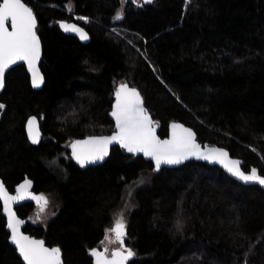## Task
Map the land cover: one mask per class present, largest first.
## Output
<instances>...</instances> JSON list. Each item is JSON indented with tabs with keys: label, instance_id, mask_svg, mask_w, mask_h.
Instances as JSON below:
<instances>
[{
	"label": "trees",
	"instance_id": "trees-1",
	"mask_svg": "<svg viewBox=\"0 0 264 264\" xmlns=\"http://www.w3.org/2000/svg\"><path fill=\"white\" fill-rule=\"evenodd\" d=\"M24 1L37 17L46 82L33 89L24 64L6 76L0 176L11 191L31 178L37 192L59 200L46 226L30 221L33 203L17 207L26 231L59 246L64 264H93L91 251L101 248L127 187L137 183L124 237L133 253L128 264H264V185L195 161L156 171L120 146L103 164L82 168L68 149L72 140L113 132L114 91L128 81L161 136L182 121L202 143L228 148L246 171L264 175V0ZM69 4L91 18L79 22L88 43L58 24L74 20ZM31 114L44 133L38 145L26 132ZM0 264H24L9 242L1 201Z\"/></svg>",
	"mask_w": 264,
	"mask_h": 264
},
{
	"label": "snow or ice",
	"instance_id": "snow-or-ice-1",
	"mask_svg": "<svg viewBox=\"0 0 264 264\" xmlns=\"http://www.w3.org/2000/svg\"><path fill=\"white\" fill-rule=\"evenodd\" d=\"M116 18L120 19L121 17L117 15ZM9 20L12 31H9L6 27V22ZM34 27L35 17L31 9L22 0H2V3H0V88L3 87L5 71L20 60L28 62V66L32 70L33 86L39 87L43 83V76L40 75L36 68L40 47L38 37L33 30ZM62 27L65 31L79 33L81 39L88 38L87 33L75 25L64 24ZM116 95V110L112 115L116 118L119 132L109 137L93 138L82 142L77 141V144L91 146L88 149V154L84 157L74 151L77 160L82 166L96 160H103L108 154L107 146L113 141L121 143L129 152H143L146 156L153 157L157 169L162 163L176 164L190 156L210 159L214 153L217 158H227L228 153L221 149H213L209 154L201 153L200 145L195 142V134L190 129L184 128L183 125H172L174 130H181L179 136L174 131L172 140H159L151 127V118L146 109L143 108L139 93L134 88L129 89L127 85H120V90ZM35 124V118L29 121V133L33 143L38 142L37 135L33 131ZM73 148L75 150V145ZM231 165V167L225 166L239 179L245 182L254 181L264 185V176L259 175L256 169H251L250 174H246L239 168V161L233 160ZM30 184V181H26L17 189L19 195L10 196L4 189L3 184L0 183V197H3L4 200V210L8 218L7 226L12 232L11 238L18 246V251L23 260L26 261V264H61L60 249L45 247L43 241L31 239L19 232V225L23 221L16 217L12 211L11 204L14 201L25 199V191L30 187ZM30 198L41 204V211L48 203L47 198L43 195L30 196ZM112 231L115 233L116 239L123 244L126 236V225L122 214L117 219ZM124 251L127 255H124L120 250L114 251L112 259H107L104 254L95 249L92 250L91 255L96 258V264H124L133 255L130 249H125ZM105 252H107V249H105Z\"/></svg>",
	"mask_w": 264,
	"mask_h": 264
},
{
	"label": "water",
	"instance_id": "water-1",
	"mask_svg": "<svg viewBox=\"0 0 264 264\" xmlns=\"http://www.w3.org/2000/svg\"><path fill=\"white\" fill-rule=\"evenodd\" d=\"M22 2L28 7L31 9L32 11V14L34 15L35 17V27H34V32L36 34V36L38 37V40H39V47H40V55H39V59L36 61V68L38 69L40 75L43 76V83L40 84L39 87H35L33 86V83H32V70L29 68L28 66V62L27 61H23V60H20V61H17L15 64H12L6 71H5V74H4V82H3V87L0 88V97L6 87V76L9 72V70H11L12 68L18 66V65H21V64H24L26 66V69H27V72L30 76V83H31V86L33 89L35 90H41L44 85H45V82H46V79H45V75H44V72L41 68V61H42V58H43V43H42V39L37 31V17H36V14L34 12V10L32 9V7L24 0H22ZM0 3H2V0H0ZM61 30L67 34V35H72V36H75L78 40H80L81 42L83 43H88L90 40H91V36H90V33L87 31V29L80 23H78L77 21L75 20H67V19H62L58 22ZM64 24H68V25H75L77 26L78 28H81L85 33H87V39H81L80 37V34L77 33V32H73V31H65V29L62 27V25ZM6 27L8 28L9 31H12V28H11V22L10 20L8 22H6ZM120 85H127L129 89L131 88H134L140 95V98L142 99V102H143V108L146 109L149 117L151 118V121H152V124H151V127L152 129L154 130V134L155 136L159 139V140H172L173 139V132L175 131L177 136H179L181 134V130L180 129H173L172 125L173 124H178V125H183L184 128H187V129H190L194 134H195V142L197 144L200 145V151L201 153H204V154H209L211 152V150L213 149H221L225 152L228 153V156L227 158H224V157H219L217 158L216 154H212V158L210 159H203V158H198L197 156H190L189 158L185 159V160H182L180 163H176V164H166V163H162L159 167V169L156 168V162H155V159L151 156H146L143 152H129L127 150V148L123 147L121 145V143H119L118 141H113L112 143H110L108 146H107V152L108 154L104 157L103 160H96L95 162H91V163H86L84 164L83 166L79 163V161L77 160L76 158V155L74 154V151L75 153L81 155V157H84L85 155L88 154V149L91 147V146H87V145H81V144H77L76 142L77 141H86V140H89V139H93V138H100V137H109V136H113V135H116L118 132H119V129L117 128V124H116V118L112 115V113L116 110V104H117V95L116 93L120 90ZM0 105H2V107H0V120L2 119L5 111H6V104L0 100ZM110 117L111 119L113 120L114 122V130L113 132L111 133H108V134H101V135H88V136H85V137H82V138H78V139H75V140H72L69 145H68V149H69V152H70V156L71 158L76 162V164L82 168H88V167H92V166H97V165H101L103 164L105 161H107V159L109 158L110 156V153H111V149L115 146H120L121 148H123L128 154H131V155H135V156H142L144 158L145 161H149L153 164V167L156 171H161L162 169L164 168H177V167H180L182 165H184L185 163L189 162V161H195V162H202V163H206L208 165H211V166H218L220 167L221 169H223L230 177H232L233 179H235L236 181L242 183V184H245V185H252V184H259L258 182H254V181H250V182H245L241 179H239L237 176L233 175L232 172H230L228 170V167H231V161L235 160V161H239V168L244 171L246 174H250V171H246L244 168H243V164H244V161L243 159L239 158V157H236V156H233L230 152V150L224 146H219V145H213V144H207V143H202L199 139H198V136H197V132L196 130L185 124L184 122L182 121H172L170 124H169V130H168V135L167 136H161L159 134V130H160V124L157 123L155 121V119L153 118L151 112L149 111L148 107L145 105V102H144V97L140 91V89L136 86H133L131 85L128 81H120L118 82V84L116 85V88H115V91H114V101H113V104H112V109H111V112H110ZM33 118H35V121H36V124L34 125L33 127V131L36 133L37 135V140L38 142L36 143H33L32 141V137L29 133V121L32 120ZM26 132H27V136H28V139L29 141L34 144V145H38L44 138V133H43V130L41 128V124H40V119L39 117L36 115V114H31L28 116L27 120H26ZM75 145V150L73 148V146ZM225 165H228V167H226ZM258 173V172H257ZM259 174V173H258ZM260 175V174H259ZM261 176H264V175H261ZM26 181H30L31 184H30V187L25 191V199L23 200H19V201H14L12 202L11 204V207H12V211L15 213L16 217L20 220L23 221V223L21 225H19V232L22 233L23 235L25 236H28L29 238L31 239H34V240H41L44 242V246L45 247H48V248H58L60 249L59 246H50L48 245L45 240L43 238H39V237H36L34 235H31L29 232L26 231V226H27V222H28V218H23L22 216L19 215L18 211H17V207L21 206V205H24L26 203H34L36 205H40L39 203H37L36 200H33L30 198V196H41L42 193L40 192H37L35 189H34V181L31 179V178H25L24 180H22L20 183H18L14 189V191H11L4 179L0 176V183L3 184L4 186V189L7 191L8 195L10 196H17L19 195V193L17 192V189L19 188L20 185L24 184ZM0 201L2 203V214L3 216L5 217V220H6V229L9 233V242L12 246L15 247L18 255L20 256V258L22 259V261L24 262V264H26V261L23 260L21 254L19 253L18 251V246L13 242L12 240V232H11V229L7 226L8 225V218H7V213L5 212L4 208H5V205H4V200H3V197H0ZM42 203V202H41ZM105 247H102V248H98V249H95L97 251H100L102 254H104L106 256L107 259H112V253L116 250H120L122 253H124V255H127V253L124 251L125 249H129L125 242H123V244H121V247L120 248H114L112 251H111V254L109 255L107 252H105ZM92 252V251H91ZM93 256V255H92ZM133 257V255L127 259L124 264H128L129 260ZM60 262L61 264H64L63 262V257H62V251L60 249ZM93 264H96V258L93 256Z\"/></svg>",
	"mask_w": 264,
	"mask_h": 264
},
{
	"label": "rangeland",
	"instance_id": "rangeland-1",
	"mask_svg": "<svg viewBox=\"0 0 264 264\" xmlns=\"http://www.w3.org/2000/svg\"><path fill=\"white\" fill-rule=\"evenodd\" d=\"M67 11L72 15L73 19H75L76 15H79L78 13L74 12L72 6L69 4L68 7L66 8ZM91 21V19L89 20ZM78 22H82L81 20H78ZM88 23V22H87ZM61 157L64 156L63 154L60 155ZM54 159H50L48 162V165H50V162ZM53 167L55 168L54 170L58 173V179L59 180H64L66 179V173L67 170H65V164L61 161L60 157H56L54 161H52ZM51 166V165H50ZM155 171H153L154 173ZM147 175L151 172H146ZM68 175V174H67ZM147 177V176H146ZM137 184V183H136ZM134 183L130 184L127 187V190L125 191V195L123 198L122 203L115 209L114 215H113V221L107 226L106 228V234L101 242V245L107 249V253L111 254V251L114 248H120L121 243L116 239L115 233L112 231V229L115 227V223L119 217L123 216V220L125 225L127 226L128 224V218H129V211L133 209L134 203H133V191L135 189ZM43 196L47 198V205L44 207L43 211H41V204L40 205H33L32 212L29 216V219L33 223L37 224H42V225H47L49 220L57 213L59 209V200L58 197L54 193H42Z\"/></svg>",
	"mask_w": 264,
	"mask_h": 264
},
{
	"label": "built area",
	"instance_id": "built-area-1",
	"mask_svg": "<svg viewBox=\"0 0 264 264\" xmlns=\"http://www.w3.org/2000/svg\"><path fill=\"white\" fill-rule=\"evenodd\" d=\"M81 18H84V19H81ZM76 20H81L83 22H89V20L91 19L90 16H87V15H83V14H79V15H76L75 17Z\"/></svg>",
	"mask_w": 264,
	"mask_h": 264
},
{
	"label": "flooded vegetation",
	"instance_id": "flooded-vegetation-1",
	"mask_svg": "<svg viewBox=\"0 0 264 264\" xmlns=\"http://www.w3.org/2000/svg\"><path fill=\"white\" fill-rule=\"evenodd\" d=\"M69 155H70V152H69ZM71 157V156H70ZM31 203V202H30ZM34 204V203H33ZM103 246L101 245V248H102ZM110 255V254H109Z\"/></svg>",
	"mask_w": 264,
	"mask_h": 264
}]
</instances>
